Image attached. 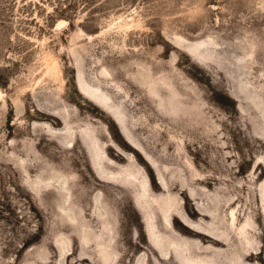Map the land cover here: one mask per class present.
Here are the masks:
<instances>
[{
    "label": "rangeland",
    "instance_id": "obj_1",
    "mask_svg": "<svg viewBox=\"0 0 264 264\" xmlns=\"http://www.w3.org/2000/svg\"><path fill=\"white\" fill-rule=\"evenodd\" d=\"M0 264H264V0H0Z\"/></svg>",
    "mask_w": 264,
    "mask_h": 264
},
{
    "label": "bare ground",
    "instance_id": "obj_2",
    "mask_svg": "<svg viewBox=\"0 0 264 264\" xmlns=\"http://www.w3.org/2000/svg\"><path fill=\"white\" fill-rule=\"evenodd\" d=\"M231 216L233 217V214L231 213Z\"/></svg>",
    "mask_w": 264,
    "mask_h": 264
}]
</instances>
